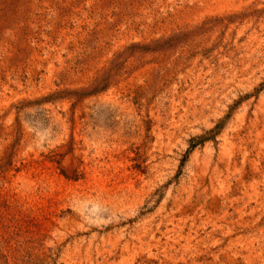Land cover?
Instances as JSON below:
<instances>
[{
  "label": "rangeland",
  "instance_id": "1",
  "mask_svg": "<svg viewBox=\"0 0 264 264\" xmlns=\"http://www.w3.org/2000/svg\"><path fill=\"white\" fill-rule=\"evenodd\" d=\"M0 264H264V0H0Z\"/></svg>",
  "mask_w": 264,
  "mask_h": 264
}]
</instances>
